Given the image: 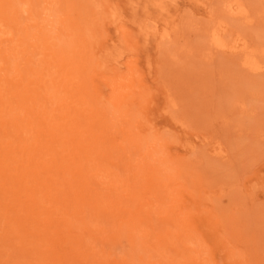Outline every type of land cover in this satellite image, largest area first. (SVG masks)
<instances>
[{"label":"rangeland","instance_id":"374dc122","mask_svg":"<svg viewBox=\"0 0 264 264\" xmlns=\"http://www.w3.org/2000/svg\"><path fill=\"white\" fill-rule=\"evenodd\" d=\"M58 1L0 16V264H264V0Z\"/></svg>","mask_w":264,"mask_h":264},{"label":"bare ground","instance_id":"6f19581e","mask_svg":"<svg viewBox=\"0 0 264 264\" xmlns=\"http://www.w3.org/2000/svg\"><path fill=\"white\" fill-rule=\"evenodd\" d=\"M17 0H0V16H1V18H2V20L3 19H6L7 21H12L13 23V27L11 26V29L13 28L14 30H18V32L16 31V33L17 34H19L20 35V39H21V42L23 41V37L25 36V33H26V31L28 30V28H27V30H25L24 28H23V26H24V24H25V26H26V23H24L25 21H24V19H22V17H23V15H20L19 14V12L21 11L20 10V8H22V9H24V10H26V12H31V13H33V11H29L28 9L30 8V7H28V6H24L23 7V5H21V3H19V2H16ZM45 1V0H44ZM59 1H61V0H59ZM58 1V3L57 4H60L61 2H59ZM64 1V0H63ZM80 1V0H79ZM21 2V1H20ZM8 3H9V5H8ZM32 3V2H31ZM51 3V2H50ZM78 3V2H77ZM25 5H26V3H25ZM20 6H22V7H20ZM44 6H46L45 4H44ZM60 6V5H59ZM82 6V5H81ZM35 8H36V5L34 6ZM41 7V6H40ZM61 7V6H60ZM47 8V7H46ZM31 9V8H30ZM69 12L71 11V13H73V9L72 10H68ZM67 11V12H68ZM83 11V10H82ZM104 11V10H103ZM85 12V11H84ZM105 12V11H104ZM83 13V12H82ZM81 12H80V14H82ZM107 13H108V10H107ZM70 14V13H69ZM74 14V13H73ZM72 14V18H74V16L75 15H73ZM77 14V13H76ZM88 14V13H87ZM42 15V14H41ZM64 15V14H63ZM22 16V17H21ZM51 16H52V14H51ZM56 16H58V14L56 15ZM69 16H71V14L69 15ZM78 16V15H77ZM82 16V15H81ZM101 16V15H100ZM53 17V16H52ZM52 17H48V20L49 21H47L46 23H44V22H42V21H36V22H33L32 21V26L33 27H35V31H36V33H37V37H40L41 39H44V41H46L47 39H51L50 40V42L51 43H54V44H56L57 43V41H58V48L59 49H62L63 51H65V54H66V52L68 51V53L70 54V52L72 51V53L70 54V55H72V56H74V54L76 53V51H77V49L75 50H73V48H71V46H73L74 48H78V45H80L79 43L80 42H82L83 40H87L86 38H84L85 37V35H84V31H85V28H82V25H83V21H77L71 28H72V30H74L75 28H76V31H73V33L72 34H75V33H77L78 35L76 36V38H77V40H79V43H78V41H77V45L76 44H71V45H68L67 46V44H68V42H67V39L65 38V37H62V36H66V35H63V34H59L58 33V31H57V24H62V22H59L58 23V21L59 20H61L59 17V19L58 20H56L55 19V21L57 22H54V19L52 18ZM79 17V16H78ZM105 17V16H104ZM53 20H52V19ZM64 18V17H63ZM80 18V17H79ZM102 18V17H101ZM75 19V18H74ZM73 19V21L75 22V20ZM82 19V18H81ZM106 19H108L107 17H106ZM52 20V21H51ZM65 20V19H64ZM72 20V19H71ZM92 20V19H91ZM30 21V20H29ZM101 21V20H100ZM102 21H104L103 19H102ZM9 22V23H10ZM90 22V21H89ZM55 23H56V25H55ZM82 23V24H81ZM105 23H106V20H105ZM1 24V23H0ZM11 24V23H10ZM31 24H30V26H31ZM46 24H48V25H46ZM64 24V23H63ZM81 24V25H80ZM97 24V23H96ZM104 24V23H103ZM89 25V24H88ZM100 25V24H99ZM98 25V26H99ZM24 26V27H25ZM29 25H27V27H30ZM31 26V27H32ZM64 26V25H63ZM62 26V27H63ZM87 26V25H86ZM95 26V25H94ZM108 26H109V24H108ZM62 27H60L59 29H62ZM85 27V26H84ZM107 27V26H106ZM87 28V27H86ZM91 28V27H90ZM1 29V28H0ZM31 30H32V28H30ZM92 29V28H91ZM21 30V31H20ZM94 30V29H93ZM19 31H20V33H19ZM29 31V30H28ZM63 31V30H62ZM65 31V30H64ZM111 31H112V29H111ZM93 32V31H92ZM62 33V32H61ZM3 34V33H2ZM1 33H0V42L1 43H4V44H0V60H2L4 63H5V65L7 66V63L9 62H12V65H14V61H16L15 59H16V57L15 56H17V55H15L14 53H16L17 51H15L14 50V48L17 46V45H19L20 43L19 42H16V44L14 45V46H11L10 44H9V42L7 43H5V41H4V39L1 37V35H2ZM6 34V33H5ZM8 34V33H7ZM12 34L14 35L15 34V32H12ZM86 34V33H85ZM97 34V33H96ZM108 34V33H107ZM59 35H62L61 37L59 36ZM112 35V34H111ZM3 36V35H2ZM16 36V35H15ZM33 36V35H32ZM12 37V36H11ZM10 36H9V38H10V40L8 39V38H6L5 40H8V41H11L12 40V38H11ZM17 37V36H16ZM27 37V36H26ZM81 37L82 38H84V39H81ZM34 38V37H33ZM69 38V37H68ZM19 39V40H20ZM25 39V38H24ZM56 40V41H55ZM48 41V40H47ZM89 42H91V39H89L88 40ZM72 42V41H71ZM70 42V43H71ZM84 42V41H83ZM11 43V42H10ZM85 43V42H84ZM18 47V46H17ZM31 47L32 46H30L29 45V49L31 50ZM40 47H42V46H40ZM39 47V48H40ZM72 49V50H70V49ZM41 49V48H40ZM93 49V48H92ZM18 50V49H17ZM23 50V49H22ZM22 50H19V51H21L22 52ZM80 50V49H79ZM24 52L26 51V48H25V50H23ZM82 51V50H81ZM59 52V51H58ZM80 52V51H79ZM78 51H77V53H79ZM92 52V51H91ZM27 53V52H26ZM37 53V52H36ZM80 53H82V52H80ZM80 53H79V55H80ZM93 53V52H92ZM92 53H90V54H92ZM98 53V52H97ZM13 54L15 55V56H13ZM23 54V53H22ZM21 54V55H22ZM83 54H85V53H83ZM83 54H82V56H83ZM52 55V54H51ZM57 55V54H56ZM70 55H67L66 56V58L67 57H69L70 58V61H71V59L73 60V61H71V63L73 62V63H77V61L75 62V60H78V58L77 57H75V58H77V59H75L74 57L73 58H71L72 56H70ZM20 56V55H19ZM33 56V55H32ZM54 56V55H53ZM95 56V55H94ZM65 57V56H64ZM87 57L88 56H86V58H85V56L83 57V59L85 58L86 59V64H87ZM80 58H81V56H80ZM80 58H79V61H80ZM65 58H63V60H64ZM75 59V60H74ZM93 59V58H92ZM125 59V58H124ZM30 61V60H29ZM68 61V60H67ZM69 61V62H70ZM64 62V61H63ZM72 63V64H73ZM80 63H84V61H82V62H80ZM30 64V63H29ZM70 64V63H69ZM48 65V64H47ZM88 65V64H87ZM11 66V65H10ZM27 66V65H26ZM74 66V65H73ZM76 67H75V70L78 68V67H80V65L78 64V65H75ZM78 66V67H77ZM86 66V65H85ZM82 67H84V65H82L81 66V68ZM4 67H2L1 69H3ZM70 68V67H69ZM73 68V67H72ZM9 69V68H8ZM27 69V68H26ZM37 69V68H36ZM86 69V68H85ZM91 69V68H90ZM28 70V69H27ZM74 70V69H73ZM43 71V70H42ZM64 71V70H63ZM63 71H62V73H63ZM124 71V70H123ZM30 72V71H29ZM39 73H40V71H38ZM65 72V74H68V72H69V74H70V71L69 70H67V72L66 71H64ZM80 72V71H79ZM5 73H8V71H5ZM81 74H82V72H81ZM1 75V74H0ZM38 75V78L42 75V73L40 74V76H39V74H37ZM83 75V74H82ZM3 76V75H2ZM29 77V76H28ZM27 77V78H28ZM65 77V76H64ZM69 77V76H68ZM72 77V76H71ZM74 77V76H73ZM2 78V77H1ZM79 78V77H78ZM98 78V77H97ZM113 78V77H112ZM19 79V78H18ZM29 79V78H28ZM33 79V78H32ZM23 80H25V79H23ZM18 81V80H17ZM33 81V80H32ZM110 81V80H109ZM26 82H27V80H26ZM21 84V83H20ZM26 85H27V83H26ZM29 85V84H28ZM39 85H41V84H39ZM124 85V84H123ZM127 87V86H126ZM7 88V87H6ZM5 88V89H6ZM43 87H42V85H41V88L40 89H42ZM81 88V87H80ZM122 88V87H121ZM135 88H137V87H135ZM14 89H16V88H14ZM126 89V88H125ZM132 89V88H131ZM82 89H80L79 91H81ZM128 90V89H127ZM164 90V89H163ZM166 90V89H165ZM13 92V91H12ZM11 92V93H12ZM41 92H42V90H41ZM40 91H39V94H40V96H41V94L43 95L42 97H45V99L44 100H47L46 99V97H48L49 98V95H47V96H44V95H46V93H45V89H44V91L41 93ZM109 92V91H108ZM128 92V91H127ZM59 93V92H58ZM66 93V92H65ZM86 93V92H85ZM156 93V92H155ZM97 94V93H96ZM130 94V93H129ZM165 94V93H164ZM83 95V94H82ZM85 95V94H84ZM39 96V95H38ZM36 97V98H34L35 100H38V99H41L42 97ZM97 96V95H96ZM129 96V95H128ZM130 96H132V95H130ZM136 96V95H135ZM176 96V95H175ZM10 97V96H9ZM29 97V96H28ZM80 97H81V95H80ZM93 98V97H92ZM95 98V97H94ZM94 98H93V100H94ZM136 98V97H135ZM82 99V98H81ZM81 99H78V103L80 104L81 102ZM106 100V99H105ZM138 100V99H137ZM48 102H50L49 101V99L47 100ZM46 101V102H47ZM138 102V101H137ZM35 103V102H34ZM97 103H98V101H97ZM140 103V102H139ZM141 103H143V102H141ZM106 104V103H105ZM147 104V103H146ZM101 105V104H100ZM142 105V104H141ZM141 105H138V106H140L141 107ZM145 105V104H144ZM151 105V104H150ZM149 105V106H150ZM60 106V104H58V105H56V107H59ZM53 109H55L54 107H53ZM144 109V108H143ZM70 111H72L73 109H69ZM161 110V109H160ZM31 111V110H30ZM70 111H69V113H70ZM77 111L79 112L80 110L79 109H77ZM94 111H95V109H94ZM100 111V110H99ZM147 111V110H146ZM145 111V112H146ZM32 112V111H31ZM76 112V111H75ZM91 112H93V110L91 111ZM151 112V111H150ZM44 113V112H43ZM68 113V112H67ZM68 113V114H69ZM81 113V112H80ZM94 113V112H93ZM152 113V112H151ZM172 113V112H171ZM33 114V113H32ZM73 114H74V110H73ZM72 114V115H73ZM66 115V114H65ZM70 115V114H69ZM68 115V117H70V116H72V115H70L69 116ZM93 115L94 114H90L89 115V118L91 119V118H93ZM97 115V112H96V114H95V116ZM110 115V114H109ZM130 115V114H129ZM98 116V115H97ZM73 117V116H72ZM77 117V116H76ZM83 117V116H82ZM44 118V117H43ZM88 118V119H89ZM102 118V117H101ZM83 119V118H82ZM81 119V120H82ZM98 120H99V124H100V119L99 118H97ZM96 119V120H97ZM128 118H126V120H127ZM104 120H106V119H104ZM83 121V120H82ZM85 122V121H84ZM89 123H90V120L88 121ZM126 122V121H125ZM127 122H128V120H127ZM131 122V121H130ZM135 122V121H134ZM97 123V122H96ZM103 123H104V121H103ZM78 124V123H77ZM95 124V123H94ZM109 124H110V122H109ZM73 125V124H72ZM71 125V126H72ZM84 125V124H83ZM104 125V124H103ZM105 126H107L106 124H105ZM134 126H136V122H135V125ZM131 127V126H130ZM141 127V126H140ZM72 128V127H71ZM78 128V127H77ZM102 129H104V128H102ZM74 130H75V128H74ZM106 130V129H105ZM127 131V130H126ZM57 132V131H56ZM176 132V131H175ZM126 133V132H125ZM76 135H79V134H76ZM132 135V134H131ZM107 136V135H106ZM109 137V136H108ZM78 138H79V136H78ZM104 138H105V136H104ZM104 138H102V139H104ZM110 138V137H109ZM112 139V138H111ZM138 139H139V137H138ZM138 139H137V142H140V140L138 141ZM99 141H101L100 139H99ZM81 142V141H80ZM79 142V143H80ZM92 143H93V141H92ZM94 144V143H93ZM97 144H99V143H97ZM100 144H102V143H100ZM105 143H103V145H104ZM137 144V143H136ZM20 145V144H19ZM95 145V144H94ZM94 145H92V146H94ZM86 146V145H85ZM89 146H91V145H89ZM164 146H165V143H164ZM87 147V146H86ZM85 147V148H86ZM95 148H96V146H95ZM142 148V147H141ZM143 149V148H142ZM145 149V148H144ZM93 150V149H92ZM157 150V149H156ZM100 152H101V150H99ZM152 151V150H151ZM89 152V151H88ZM93 152V151H92ZM155 151L153 150L152 152H150V150H149V155H150V157L149 158H152L151 160H150V170L153 172V174H157L159 171H162V169H165L167 166L169 167L171 164L170 163H173L172 164V166H174L175 165V163H174V161H173V159H174V157L172 156V158H167L166 156H163V153H162V151H160V155H158V154H156V152H155V154H153ZM166 152V151H165ZM171 152V151H170ZM102 153V152H101ZM173 153V152H172ZM94 154V153H93ZM106 154V153H105ZM105 154H103V156H105ZM168 154H170V153H167V156H168ZM91 156H92V154H90ZM107 155V154H106ZM112 155V154H111ZM124 155V154H123ZM172 155V154H171ZM91 156H89V158L91 157ZM108 156V155H107ZM122 156V155H121ZM148 156V155H147ZM88 157V156H87ZM169 157V156H168ZM92 158V157H91ZM111 157H107L106 158V160L107 159H110ZM119 158V157H118ZM84 159V158H83ZM175 159H176V157H175ZM93 160V159H92ZM98 160V159H97ZM148 160V161H149ZM119 161V160H118ZM169 161V162H168ZM141 164V163H140ZM143 164V163H142ZM170 164V165H169ZM140 166H142V165H140ZM176 166V165H175ZM217 167V166H216ZM139 168V167H138ZM176 168V167H175ZM143 172V171H142ZM159 174H160V172H159ZM151 175V174H150ZM152 176V175H151ZM155 177V176H154ZM152 178H153V176H152ZM221 185V184H220ZM20 188V187H19ZM144 211V210H143ZM55 213V212H54ZM106 214V213H105ZM38 215V214H37ZM58 219V218H57ZM107 219V218H106ZM167 219H168V217H167ZM110 220V219H109ZM53 221H54V219H53ZM57 223V222H56ZM165 223V222H164ZM71 229V228H70ZM39 230V229H38ZM182 232V231H181ZM177 234H178V232H177ZM179 235V234H178ZM37 236V235H36ZM175 238H176V236H174ZM180 237V236H179ZM182 237V236H181ZM171 238V237H170ZM183 238V237H182ZM177 240H179V241H182V239L180 240L179 238L178 239H174V241H171V242H176L177 243ZM184 240V239H183ZM166 241V240H165ZM178 241V242H179ZM175 243V244H176ZM189 244V243H188ZM177 245H178V243H177ZM180 246H182V245H180ZM87 247V246H86ZM185 249V248H184ZM183 248H182V250H184ZM190 249H191V247H190ZM88 251V250H87ZM191 251V250H190ZM76 253V252H75ZM192 253V252H191ZM29 256V255H28ZM77 256V255H76ZM196 256V255H195ZM195 256H192L191 258L192 259H190V261L191 262H199L198 260H196V257ZM42 257V256H41ZM193 260V261H192ZM29 261V260H28ZM178 262V261H177ZM198 264H201L200 262L198 263Z\"/></svg>","mask_w":264,"mask_h":264}]
</instances>
